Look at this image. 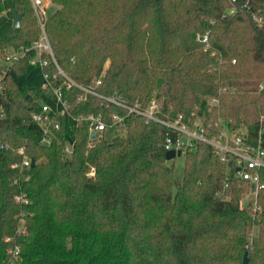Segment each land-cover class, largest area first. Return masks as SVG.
Returning <instances> with one entry per match:
<instances>
[{"label":"trees","instance_id":"trees-1","mask_svg":"<svg viewBox=\"0 0 264 264\" xmlns=\"http://www.w3.org/2000/svg\"><path fill=\"white\" fill-rule=\"evenodd\" d=\"M53 1L60 7L46 29L68 76L92 85L110 60L99 91L144 105L165 96L164 114L199 115L208 136L222 133L223 119L244 123L264 145V0ZM40 36L30 0H0V55ZM34 56L11 66L0 94V264H264V188L262 212L241 209L250 187L209 144L184 154L177 180L163 125L95 96L79 101L76 87L63 89L72 114L102 113L107 123L118 114L122 130L89 145L88 122L60 116L52 144H43L32 115L54 105L65 77L50 56L44 68ZM45 74L53 86L44 87ZM231 86L237 91L219 92ZM67 141L75 142L70 159ZM18 148L34 167H12L23 159Z\"/></svg>","mask_w":264,"mask_h":264},{"label":"built area","instance_id":"built-area-1","mask_svg":"<svg viewBox=\"0 0 264 264\" xmlns=\"http://www.w3.org/2000/svg\"><path fill=\"white\" fill-rule=\"evenodd\" d=\"M34 9L35 16L41 29V36L29 47H21L19 49H9L0 55V94L4 91V78L7 71L19 59L24 57L28 52L34 51L35 56L31 59L32 65H39L41 68L49 65L48 56L58 68L60 74L65 77V81L57 87H53L56 100L54 105L43 104L42 108L33 113V121L42 129V143L51 145L55 137V130L60 129V123L57 117L68 116L76 122V126L82 121L89 124V137L91 144L100 141L106 137V133L111 129L123 128L124 117L114 114L111 123L104 120L102 113H89L74 115L69 110L68 102L63 96V89L76 87L80 90L78 100L85 101L89 96L100 98L103 102L125 109L128 115L143 117L149 121L159 123L165 127L164 148L167 151L174 150L189 152L194 151L198 147L199 142L209 144L215 155L229 165L236 167V173L239 179L245 181L250 187V195L254 197L251 201L255 206V212H260L262 206L258 203L259 191L264 188L262 182V169H264V145L262 136L260 135L256 142L250 141L248 127L244 124L232 126L230 123H224V130L220 135L208 136L204 126V121L199 117L193 124H188L182 118H171L166 116L157 101H151L144 105L140 101L134 104L128 103L117 94L109 95L99 91V87L103 83V76L95 80L92 85H84L70 76H68L59 66L55 57V53L47 33L46 25L49 18L48 6L45 0H30ZM47 56V57H46ZM56 77V76H55ZM47 82L44 87L53 86L50 78L45 74ZM92 133H95L92 136ZM74 141H67L64 145V153L70 156L74 151ZM5 144H0V149H5ZM23 155L21 162L12 165L14 169L21 171L28 170L32 164V158L25 154L24 148L19 150ZM28 203V200L18 197ZM249 205L251 203H248Z\"/></svg>","mask_w":264,"mask_h":264},{"label":"rangeland","instance_id":"rangeland-1","mask_svg":"<svg viewBox=\"0 0 264 264\" xmlns=\"http://www.w3.org/2000/svg\"><path fill=\"white\" fill-rule=\"evenodd\" d=\"M45 2H46V4H47V6H48V12H49V17H50V15L51 14H53L60 6L58 5V4H56L53 0H45ZM101 11L103 12V11H107V9H106V3H103V4H101ZM235 12V9L234 8H230V9H228L227 10V13H234ZM259 19V18H258ZM205 40H207V37L205 38ZM208 48H209V45L207 46ZM109 65H110V60H108L106 63H105V65H104V68H103V71L101 72V75H100V77L101 76H105V73H106V70L108 69V67H109ZM98 78V77H97ZM225 91H229V92H235V91H237V87L236 86H231V87H221L220 88V90H219V92L221 93V92H225ZM158 95V94H157ZM154 96H156V92L154 93ZM206 98L208 99V103H209V105L212 107V105L214 106V105H216V104H218L219 103V99L218 98H216V97H213V96H206ZM157 101V103H159V105L161 106V108H162V111H163V108H164V106H165V104L167 103V97H165V96H163V97H159V96H157V98H153L151 101ZM142 103V102H141ZM169 112V111H168ZM163 113H164V111H163ZM172 113V112H171ZM166 116H169V117H171V118H176V117H180V116H182L181 114L180 115H178V116H176V117H174V116H172L170 113H167V114H165ZM199 117L202 119V121H204V119L201 117V116H199V115H196V119L195 120H191V121H187V120H185V118L182 116V118H183V120L185 121V122H187L188 124H193V121H196L197 119H199ZM219 121V123H221L222 125H223V130H224V123H226V121L225 120H223V119H219L218 120ZM242 124H244V123H242ZM245 125V124H244ZM206 129V128H205ZM122 130V129H121ZM112 133V132H111ZM109 134H110V131L108 132V134L106 135V137H109ZM113 134V133H112ZM89 145H91V142L89 141ZM89 145H88V147H89ZM21 148H18L17 149V151L19 152V150H20ZM197 149V148H196ZM15 150H16V148H15ZM186 152H184V153H182V155L181 156H176V157H174V158H172V159H170V160H168V162H169V164H172L173 165V167H174V176H175V178L177 179V180H182L183 178H184V176H185V154ZM22 155V154H21ZM65 157L66 158H71L72 157V154L70 155V156H67V155H65ZM87 175H88V177H90V178H94L95 177V175H96V167H94V166H91V168H90V170L88 171V173H87ZM250 193H251V190L249 189V192L241 199V202H240V207H241V209H247V210H250V211H252V212H254L255 213V206H253V204H252V202L251 201H254V197H252L251 195H250ZM19 200V199H18ZM248 203H251L250 205L248 204ZM260 212H262V208H261V211ZM21 223H22V225L24 224V219H22L21 220ZM257 228L258 227H256V226H254V228H253V231H252V236L257 232ZM250 240H252V238H250Z\"/></svg>","mask_w":264,"mask_h":264},{"label":"water","instance_id":"water-1","mask_svg":"<svg viewBox=\"0 0 264 264\" xmlns=\"http://www.w3.org/2000/svg\"><path fill=\"white\" fill-rule=\"evenodd\" d=\"M20 22H21V14H16V18H15V26L16 27H19L20 26ZM95 133H92V136H94ZM182 155V152L181 151H174V150H171V151H167L166 152V158L167 160H170L176 156H181ZM36 164V161L35 159H32V164L31 166L34 167ZM244 263H248V254L246 253L245 256H244Z\"/></svg>","mask_w":264,"mask_h":264}]
</instances>
